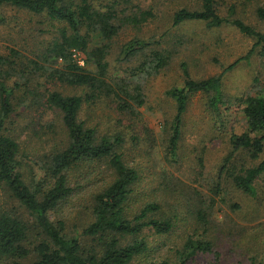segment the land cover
<instances>
[{
  "label": "trees",
  "instance_id": "trees-1",
  "mask_svg": "<svg viewBox=\"0 0 264 264\" xmlns=\"http://www.w3.org/2000/svg\"><path fill=\"white\" fill-rule=\"evenodd\" d=\"M197 1L195 7L183 6L174 12L175 26L188 21L203 22L211 29L231 24L255 41L246 55L217 75L194 79L188 65L182 63L183 84L166 91L176 103L167 136V153L173 159L178 154L191 95L207 94L210 109L220 117L222 108L227 106L223 90L225 73L255 53L264 62V28L258 29L237 17L234 4L229 6L227 15H223L221 0ZM119 3L0 0V21L5 19L3 10L11 7L45 16L56 28L41 50L27 53L25 48L9 46L8 52L0 53V191L5 192V201L0 199V264L5 260H12L13 264H21L23 260H30L29 264H133L151 248L147 232L165 235L176 226V215L166 213L157 201H148L130 214V199L140 174L119 151L125 142L124 136L122 133L101 134L100 123H92L81 116L85 105L98 104L104 98L115 105L120 115H137L147 101L139 77L157 74L170 62L168 51L152 48L160 45V40L136 37L122 45L120 60L146 56L150 50L152 58L147 57L139 71L130 77L111 75L107 58L122 27L127 24L141 27L155 16L152 10H137L133 15H126L118 9ZM256 15L264 24V5L257 7ZM95 37L101 39L100 43L94 42ZM75 52L84 60V65L78 62ZM27 75L33 76L32 79L26 78ZM18 76L22 83H12ZM66 86L80 92L67 93L63 88ZM17 90L23 93L20 97ZM28 95L32 105L57 112L62 119L61 132L65 134L55 148L42 154L37 169L25 176L23 167L29 155L23 152L10 125L17 106H23ZM236 104L243 113L244 128L241 133H231L230 156L246 154L253 164L232 171L231 178L239 190L256 196V182L260 178L264 180V90L237 98ZM133 139L138 138L134 136ZM97 164L107 166L108 174L112 175L110 181L105 179L97 189L93 179L95 170L81 174L83 182L73 178L84 165ZM87 184H94L96 190L92 191L93 199L87 206L91 219L80 235L72 234L67 229L66 219L54 217L53 212L74 198L76 189H84ZM156 194L160 199L161 195L157 191ZM198 218L204 224H211L205 209L199 210ZM208 232L206 227L203 234L197 230L187 234L180 245L169 246L163 258L156 262L190 264L206 255L220 259L222 252L216 249ZM81 235L93 243L87 247ZM256 263L253 257L251 264Z\"/></svg>",
  "mask_w": 264,
  "mask_h": 264
},
{
  "label": "rangeland",
  "instance_id": "rangeland-1",
  "mask_svg": "<svg viewBox=\"0 0 264 264\" xmlns=\"http://www.w3.org/2000/svg\"><path fill=\"white\" fill-rule=\"evenodd\" d=\"M114 1L120 2L117 7L126 15H133L137 10H152L155 16L141 27L132 24L122 27L107 58L112 76L130 77L139 71L147 57L152 58L150 54L153 51L150 50L146 56L120 60L122 45L133 38L155 37L161 43L152 48L166 50L171 55L168 66L159 73L139 77L147 101L137 115H120L107 98L95 105H85L81 113L90 122L100 123L101 134L122 133L124 136L125 142L119 151L140 174L130 199V214L148 201H157L166 213L177 217L176 226L170 233L156 235L152 231L147 232L151 248L133 264H159L156 260L163 258L169 246L180 245L187 234L195 230L203 234L206 227L208 236L214 239L215 247L220 249L222 256L220 259L214 255L200 256L190 264H251L253 257L256 264H264V180H257L256 196L239 190L233 183L231 172L239 171L243 165L250 166L253 161L246 154L230 156L231 133H241L244 128L243 113L236 99L264 90V62L257 53L225 73L223 90L227 106L222 108L223 115L220 117L210 109L207 94L197 92L191 95L184 115L178 154L173 159L167 153V136L176 103L166 95V91L183 84L182 63L188 65L194 79L217 75L246 55L255 40L231 24L211 29L203 22L188 21L175 26L174 12L183 6L195 7L197 0H103L106 4ZM221 2L223 15H227L229 6L234 4L237 17L258 29L264 28L256 15L257 7L264 5V0ZM3 14L5 19L0 21V53L8 52L9 46L25 48L27 53L41 50L56 29L45 16L25 10L7 7ZM100 41L99 37H95V43ZM15 81L22 83L23 80L18 76L13 78L12 83ZM63 88L67 93L80 92L67 86ZM22 94L17 90L19 97ZM43 107L32 105L28 95L25 104L17 106L11 120L12 133L19 139L23 152L29 155L23 167L25 176L37 169L42 154L55 148L65 134L61 132L62 119L57 112ZM134 136L138 139L134 140ZM90 170L96 172L93 176L96 189L105 179L110 181L112 178L103 164L84 165L73 174V178L83 182L81 174L85 175ZM94 184L76 189L77 195L53 212L54 217L66 219L67 229L72 234L80 235L91 219L88 205L93 199L92 191H96ZM156 191L161 195L160 199ZM0 199L5 201L3 190L0 191ZM200 209L207 210L211 224H204L198 218ZM81 239L87 247L93 243L84 235ZM29 262L23 260L21 264ZM2 264H13V261L5 260Z\"/></svg>",
  "mask_w": 264,
  "mask_h": 264
},
{
  "label": "built area",
  "instance_id": "built-area-1",
  "mask_svg": "<svg viewBox=\"0 0 264 264\" xmlns=\"http://www.w3.org/2000/svg\"><path fill=\"white\" fill-rule=\"evenodd\" d=\"M74 56L78 59V62H79L81 65H84V64H85L84 60L78 55V52H75V53H74Z\"/></svg>",
  "mask_w": 264,
  "mask_h": 264
}]
</instances>
